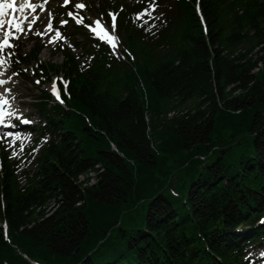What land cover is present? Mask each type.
I'll list each match as a JSON object with an SVG mask.
<instances>
[{"label": "trees", "instance_id": "1", "mask_svg": "<svg viewBox=\"0 0 264 264\" xmlns=\"http://www.w3.org/2000/svg\"><path fill=\"white\" fill-rule=\"evenodd\" d=\"M87 3L110 28L117 14L119 49L83 32L85 59L64 52L60 103L35 105L32 166L0 142V264H254L264 0H155L141 20L151 0Z\"/></svg>", "mask_w": 264, "mask_h": 264}, {"label": "rangeland", "instance_id": "2", "mask_svg": "<svg viewBox=\"0 0 264 264\" xmlns=\"http://www.w3.org/2000/svg\"><path fill=\"white\" fill-rule=\"evenodd\" d=\"M127 2L133 0H126ZM22 3L23 0H20ZM36 5H42L41 7H37L36 12L29 13H19L18 19H23L24 16H28L29 19L32 18L33 15L39 17L33 25L32 31L27 32V24L25 23V31L26 35L16 33L20 36L18 40H12L11 42L15 45L14 49H6L5 52H15L16 55L11 57V62H16L20 57H23L34 47H39L40 52L38 55V62L30 61L26 62L27 65L18 66L17 69L12 70L11 64L8 66L5 64L4 67L0 68V72H4L3 76H0V79L8 80L11 77V82L5 84L3 87H0V93L4 92L5 88L11 89L12 95L8 96L9 105L8 111H11L15 115L11 118H6V123L9 125H15V127H10L7 130H10L13 135L19 136L21 139L16 141L15 149L10 147V138L4 139L1 143L3 148L9 151L10 154L13 151L17 152V155L14 157L16 162L23 166H32L33 160L30 158L32 155L37 153L39 149V145L42 141V138L37 134L36 124L42 125L43 122L39 121V116L35 112L36 104L40 99L38 97L43 96V92H47L48 94H52V84L53 82L64 83L63 74H54L55 72H51L54 67L59 66L64 61V52L69 51L71 54L75 55L81 61L85 59L82 56L81 47L83 45L82 35L84 33H90L94 37H97L104 45L108 46L111 49L117 50L119 49L118 38L116 37L114 31L109 26H103L108 33L114 37L113 43L116 45L115 48L108 43L106 38H100L96 36L88 26L94 27V22L96 21L97 16L94 15L93 12L88 11L87 7H92L91 3H87V0H70L67 4L71 7L77 3H83L86 7L79 12L80 16H83L85 20L91 22L93 24H87L83 21L82 24H77L74 19L69 17L65 7V0H48L47 3H44V0H32ZM90 2V0H88ZM66 5V6H67ZM149 10V9H148ZM49 13H51V21H49ZM75 13V12H74ZM153 13V12H152ZM9 14L4 17L5 20V28H7V21L10 19ZM62 20H68V23L63 27H60V22ZM51 22L53 25V29L59 28L63 39H61L56 44L49 43L50 39L54 36L55 32H50L43 36V38L35 35V32H44L47 24ZM71 45V46H70ZM19 57V58H18ZM43 64L52 65L53 68H50V73L48 76H43L42 78L35 76L39 72V68L41 70V66ZM42 71V70H41ZM13 73H18V75H13ZM24 73V74H23ZM39 81V83H36ZM56 82V83H57ZM52 96L56 98L53 94ZM14 97V98H13ZM51 97V96H50ZM52 100H54L51 97ZM55 101V100H54ZM20 117L21 119H27L30 121L28 124H23L20 122V119L16 117ZM7 127L0 126V135L6 133L4 130ZM23 143L24 150L23 152L19 151V145ZM13 156V155H12ZM97 173L90 172L83 182L85 184H94L96 182ZM81 181V180H80ZM257 256H255L254 264H264V246L261 248H256L253 250Z\"/></svg>", "mask_w": 264, "mask_h": 264}, {"label": "snow or ice", "instance_id": "3", "mask_svg": "<svg viewBox=\"0 0 264 264\" xmlns=\"http://www.w3.org/2000/svg\"><path fill=\"white\" fill-rule=\"evenodd\" d=\"M48 0H44V3H47ZM70 2V0H65V6ZM37 7H41L42 5H36L32 2V0H23L21 3L20 0H0V68L4 67L5 64L10 66L11 64V57L15 56L16 53L8 52L6 53V49H14L15 45L11 42L12 40H18L20 38L19 34L26 35L25 31V23L27 24V32H31L33 25L35 24L36 20L39 19V17L33 15L31 19L28 18V16H24L23 19H18L19 13H24L26 10H29L31 13H35L37 10ZM86 7L83 3H77L75 4L76 12L69 11L67 15L75 20L77 24H82L84 18L79 15V12L83 10ZM156 4L155 0H151L149 10L142 11L141 13L137 14L136 19L141 20L144 16L151 17V13L155 12ZM7 10H11L12 16L7 21V28H5V20L4 17L6 15ZM116 13H109V16L112 19V30H115V20H116ZM49 21H51V13H49ZM68 23V20H62L60 22V27H63ZM95 27L88 26L90 28V31H92L96 36L100 38H106L108 43L111 44L113 48L116 47V45L113 43L114 37L111 36L107 30L104 29L101 20H96ZM147 23V21H145ZM53 25L51 22H49L45 28L44 32H35L34 34L43 38L44 35L53 32ZM99 30V31H98ZM55 34L50 39L49 43L56 44L59 42L62 37V33L59 28H56L54 30ZM71 46V45H70ZM5 73L0 72V76H3ZM13 75H18V73H13ZM11 82V77L8 78V80L0 79V87H3L5 84ZM36 83H39V81H36ZM66 87V86H65ZM52 94L59 100L60 94L59 90L57 88V83L53 82L52 84ZM12 95L11 89L5 88L3 93H0V126L3 127H15V125H9L6 123V118H11L15 114L11 111L6 110V106L9 105L8 96ZM14 98V97H13ZM62 102V101H61ZM17 119H20V122L23 124H28L30 121L27 119H21L20 117H16ZM10 138V147L14 148L16 147V141L20 140L21 138L19 136L13 135L11 132L4 133L3 135H0V142H2L4 139ZM24 145L23 143H20L19 145V151L23 152ZM13 157L17 155L16 151H13L12 153ZM6 227V226H5Z\"/></svg>", "mask_w": 264, "mask_h": 264}, {"label": "bare ground", "instance_id": "4", "mask_svg": "<svg viewBox=\"0 0 264 264\" xmlns=\"http://www.w3.org/2000/svg\"><path fill=\"white\" fill-rule=\"evenodd\" d=\"M25 12H29V10H26ZM11 14L12 12H11V10H7V14ZM113 148V147H112Z\"/></svg>", "mask_w": 264, "mask_h": 264}]
</instances>
